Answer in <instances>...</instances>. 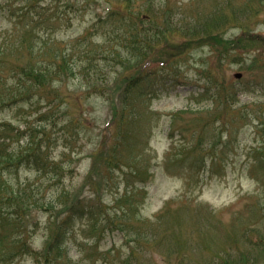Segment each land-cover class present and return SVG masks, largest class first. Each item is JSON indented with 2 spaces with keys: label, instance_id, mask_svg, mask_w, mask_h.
<instances>
[{
  "label": "rangeland",
  "instance_id": "rangeland-1",
  "mask_svg": "<svg viewBox=\"0 0 264 264\" xmlns=\"http://www.w3.org/2000/svg\"><path fill=\"white\" fill-rule=\"evenodd\" d=\"M6 1L0 0V35L14 27ZM72 1L87 8L72 14L61 39L124 8L122 0ZM128 1L144 34L109 82L62 78L34 89L40 103L0 112L11 147L39 127L35 113L46 109L44 100L56 101L54 113L70 122L75 138L67 148L62 140L44 144L59 171L42 174L17 158L0 159V202L29 198L16 220L12 206H4L15 220L6 232L44 249L72 207L84 205L96 215L76 216L65 229L67 252L58 264H207L218 252L212 264H264V0ZM96 39V48L106 46V36ZM16 61L25 57L8 56ZM141 74L163 75L159 91L141 98L120 127V91ZM70 149L79 151L77 159ZM62 192L68 200L49 206ZM41 197L48 210L39 208ZM135 229L145 237L140 259L128 260ZM17 246L10 245L6 264H34Z\"/></svg>",
  "mask_w": 264,
  "mask_h": 264
},
{
  "label": "trees",
  "instance_id": "trees-1",
  "mask_svg": "<svg viewBox=\"0 0 264 264\" xmlns=\"http://www.w3.org/2000/svg\"><path fill=\"white\" fill-rule=\"evenodd\" d=\"M14 1L7 0L3 5V10L8 14L7 17L14 21V27L10 32L0 35V112L5 111V108H14L18 111V108L26 104L33 106L40 103V100H34V89L44 86L52 88L53 82L62 78H75L80 74L84 78L87 76L99 78L94 81L107 83L110 74L117 67L129 62L127 52L139 51L136 38L144 33L143 29H138L140 26L135 23L132 12L136 9L128 0L121 1V4H124L123 9L107 10L105 15L96 16L92 25L82 34L66 40L58 39L57 33L69 29L72 24V14L85 11L87 6L78 7L72 0H16L18 7H14L12 5ZM101 36H106L104 40L106 46L96 48L95 41L99 40L96 37ZM96 49L99 50V54ZM11 54L22 55L25 61L10 63L8 56ZM160 80V77L153 74H141L125 81L119 95V103L124 115L120 120V127L123 120L128 119V114L134 113L133 106L141 98L159 91ZM44 101L47 105L46 109L36 110L35 113L36 121L40 122V125L29 134L22 145L11 147L10 144L5 143L10 125L0 120V159L6 158L13 162L17 158L16 161L21 165L34 168L42 174L46 173V169L50 173L61 170L58 164L48 163L49 152L46 155L44 144L51 143L52 147H55L59 140H62L64 147L67 148L70 141L75 139L68 133L70 122L54 113L57 110L54 106L56 101ZM118 122L119 118L114 116V123ZM28 124L27 121L24 123L25 126ZM48 127L54 133L56 131V134L61 133L62 136L53 137L48 132ZM38 136L41 137L40 140L36 139ZM69 155L77 159L79 151L70 149ZM4 162L7 163V161ZM67 170L70 172V169L67 168ZM28 199L24 195L20 201L5 199L0 202V264H6L10 257V245L13 243L18 245L17 252L22 257L32 259L34 264H58L66 253L64 242L68 233L65 229L71 225L76 216L88 218L92 214L96 215V212L91 206L72 207L62 220L61 226L57 225L53 233L48 236L46 247L43 250H34L31 242L22 234L12 237L6 232V229L14 224L18 215L27 211L25 202ZM67 200L66 193H58L54 199L50 200L49 206L55 209ZM37 202L39 208L48 210V204L42 197ZM4 206L6 208L12 206L15 220L9 217V212ZM95 232L94 226L90 233ZM144 237V232L139 229L134 230V235L131 236L133 239L130 241L133 246L130 248L128 260L133 257L140 259L139 246ZM221 254H218L217 258ZM139 264L146 263L139 262ZM179 264L182 262L180 261Z\"/></svg>",
  "mask_w": 264,
  "mask_h": 264
},
{
  "label": "water",
  "instance_id": "water-1",
  "mask_svg": "<svg viewBox=\"0 0 264 264\" xmlns=\"http://www.w3.org/2000/svg\"><path fill=\"white\" fill-rule=\"evenodd\" d=\"M237 77H240V75H237Z\"/></svg>",
  "mask_w": 264,
  "mask_h": 264
}]
</instances>
